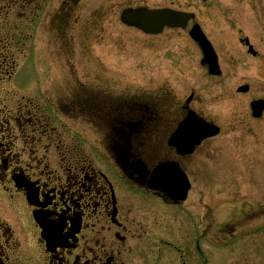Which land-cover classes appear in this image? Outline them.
<instances>
[{
	"label": "flooded vegetation",
	"instance_id": "1",
	"mask_svg": "<svg viewBox=\"0 0 264 264\" xmlns=\"http://www.w3.org/2000/svg\"><path fill=\"white\" fill-rule=\"evenodd\" d=\"M117 6L0 0V264H197L214 240L210 192L199 214L190 193L175 203L142 186L137 165L171 163L193 187L212 182L232 146L224 129L264 141V112L237 121L240 111L211 112L194 89L150 87L118 67L100 47L115 39ZM190 113L220 133L182 153L170 139ZM235 208L226 234L248 217Z\"/></svg>",
	"mask_w": 264,
	"mask_h": 264
},
{
	"label": "rangeland",
	"instance_id": "2",
	"mask_svg": "<svg viewBox=\"0 0 264 264\" xmlns=\"http://www.w3.org/2000/svg\"><path fill=\"white\" fill-rule=\"evenodd\" d=\"M117 5L115 39H102L100 47L102 51L112 50L110 55L114 52L116 65L130 78L148 81L150 87H160L165 82L174 92L194 89L209 111L223 116L240 111L241 119L237 120L235 112L230 121H246L251 99L264 96V0H117ZM137 7L194 13L193 22L202 27L218 54L222 77L212 81L201 64L202 54L188 35L191 24L185 30L167 28L155 36L125 26L120 19L122 10ZM244 38L257 56L249 54L239 41ZM243 82L251 86L250 92L236 95V87ZM226 88L235 95H228ZM224 130L223 138L232 146L223 150L221 164L216 162L219 165L212 182L194 184L190 197L194 210L200 214L205 202H209L206 193L210 192L218 222L212 248L201 242L197 264H205V258L209 260L207 264H264V159L249 151L252 144L247 146L248 142H262L257 153L264 157V141H240V128ZM240 202L245 203L238 206L244 207L248 217L242 220L237 233L233 231L234 235L226 239L218 231L221 221L227 210Z\"/></svg>",
	"mask_w": 264,
	"mask_h": 264
},
{
	"label": "water",
	"instance_id": "3",
	"mask_svg": "<svg viewBox=\"0 0 264 264\" xmlns=\"http://www.w3.org/2000/svg\"><path fill=\"white\" fill-rule=\"evenodd\" d=\"M192 18H194V15L192 14H183L171 10H128L123 12L122 15V19L126 24L135 26L146 33L153 34L159 33L164 26L185 27L186 23ZM190 35L195 41L199 43L200 47L202 48L203 53L205 55L204 62L209 64L210 72L218 73L216 71V56L213 52L211 45L203 35L199 26H194L190 32ZM241 90L246 91L247 88H242ZM252 108L255 112V115H259V113L264 109V102L252 103ZM197 127H199L197 129V133L199 132V135H203V131H201L202 127H200V125H197ZM216 133L217 129H213L212 132L205 133L202 138L210 135H215Z\"/></svg>",
	"mask_w": 264,
	"mask_h": 264
}]
</instances>
